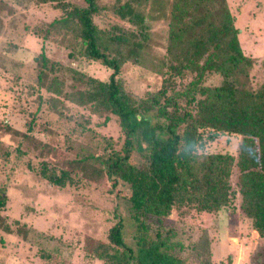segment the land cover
<instances>
[{
  "label": "trees",
  "instance_id": "trees-1",
  "mask_svg": "<svg viewBox=\"0 0 264 264\" xmlns=\"http://www.w3.org/2000/svg\"><path fill=\"white\" fill-rule=\"evenodd\" d=\"M36 1L57 2L63 10L46 24L43 38L53 30L69 32L72 57L98 61L112 70L101 80L71 68L87 85L83 103L94 114L105 113V120L115 116L123 135L120 148L108 146L102 154L80 153L78 158L97 162L113 187L119 181L129 185L123 199L136 234L133 245L125 241L123 216L115 212L106 241L89 246V253L105 264H188L172 252L175 243L165 219L184 207L234 211L237 194L240 211L264 236V81L258 86L251 82L254 61L242 51L227 0H83L81 5ZM152 11L168 20L163 57L148 49ZM110 16L120 21L104 28L94 21ZM127 62L161 75V87L140 96L133 93L118 76ZM212 74L222 77L220 84L206 83ZM222 133L241 136L237 155L203 150L206 140ZM134 154L140 157L138 163L131 161ZM234 165L239 171L237 191L230 180ZM40 166L39 175L50 184L63 188L74 183L71 170L47 161ZM2 227L11 228L4 223Z\"/></svg>",
  "mask_w": 264,
  "mask_h": 264
},
{
  "label": "rangeland",
  "instance_id": "rangeland-1",
  "mask_svg": "<svg viewBox=\"0 0 264 264\" xmlns=\"http://www.w3.org/2000/svg\"><path fill=\"white\" fill-rule=\"evenodd\" d=\"M67 1L83 4V0H60ZM227 4L236 17L242 51L254 61L251 82L258 86L264 81V0H227ZM152 12L148 49L163 57L168 20ZM62 14L57 2L0 0V200L5 199L0 206L4 218L0 264H105L89 253V246L106 241L115 212L123 216L125 241L133 245L136 234L123 199L130 193L129 185L119 181L113 187L97 162L78 158L80 153L102 154L108 146L120 148L123 135L115 116L105 120V113L94 114L83 103L87 85L71 68L101 80H107L112 70L98 61L72 57L69 32L53 30L42 37L46 24ZM94 21L104 28L120 20L110 16ZM37 29L42 31L34 34ZM118 76L139 96L162 84L161 75L130 62ZM221 81L217 74L206 77L210 85ZM240 141V135L222 133L206 140L203 150L237 155ZM139 160L138 154L131 158L134 163ZM42 161L71 170L74 183L63 188L50 184L39 175ZM238 174L234 165L230 180L236 191ZM239 203L237 194L234 211L174 209L165 219L175 243L172 252L188 264H264V236L253 229ZM3 223L11 226L10 231L3 229ZM42 251L48 257H42Z\"/></svg>",
  "mask_w": 264,
  "mask_h": 264
}]
</instances>
